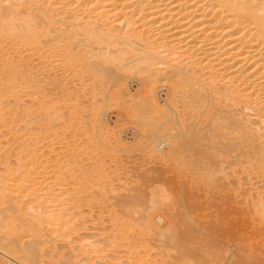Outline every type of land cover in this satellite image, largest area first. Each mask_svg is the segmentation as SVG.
<instances>
[{
  "label": "bare ground",
  "instance_id": "1",
  "mask_svg": "<svg viewBox=\"0 0 264 264\" xmlns=\"http://www.w3.org/2000/svg\"><path fill=\"white\" fill-rule=\"evenodd\" d=\"M160 58L166 59V66H163ZM34 60L37 61L34 63ZM111 62L116 63L117 66L119 64L123 66L122 63L124 62H138L135 64H139L141 68L144 65L142 62L145 63L144 67L154 66L153 68L158 69V74H160L157 77L158 74L154 75L155 72H153L154 77L169 81V85L172 83L171 87H173H168V90L176 89V87L181 88L175 92L182 93V95L193 88L194 90L198 89L193 94H189L188 97L189 99L193 98L194 101L196 100L195 102L200 101L201 96L205 100L209 133L213 134L215 131L218 132L219 130L220 132L222 130L220 132L221 136L226 133L229 134V137L232 135L234 137L233 143H235L233 146H236L238 149V157L236 159H238L239 164L235 162L240 167L239 181L236 179L238 185L236 189H239L240 199L238 201L240 207L238 209L236 264H264V185L260 184L264 176V173H260V170L263 171L262 164L264 163V0H0V148L1 150L5 149L4 152L6 153V156L1 155L4 157L0 160V167L3 166V168H0V209H11L13 212L11 215L5 214V216L7 215L6 219L4 216L2 217L4 220L3 222L1 221V227H5V229H13L15 227H18V229L25 228L26 233H28L27 235L31 236V239L30 237L28 239V245L25 244L26 240L25 243H22L23 245H20L19 242L21 241L18 240L19 238L15 240L10 238L13 239L10 242L8 240L10 236L6 238L7 236L5 237L4 233L3 235L0 234V264H51V260L54 261L52 258L56 257V255L51 257V260H47V258H45L46 261L41 260L36 255L39 252L38 249L32 247L36 239L41 238L39 234L41 222L54 219L56 221L55 224L59 228L64 227V223L69 224L67 220L75 219V216L77 219V216L83 215V212L92 213L93 209H75L74 204H72L74 200L71 198L72 202L69 203L70 197L67 193L65 194V192L70 193L72 189L70 190L71 187L68 189L64 188V184L66 183L65 186L69 185L67 182L70 181L67 175L69 171L64 176V170L66 172L69 168H73V170L77 169L81 171L80 168L76 167L74 169L75 167L73 166L82 168L83 165L79 163L82 158L79 157L80 159L78 160L77 153H74L73 157L71 155V160L68 162L66 155L69 154V150L66 148L67 154L65 153V157L61 152L64 143V134H62L61 128L62 126L65 127L66 124L62 123L65 121H62L65 118L63 115L65 111L64 106L67 109L70 108V110L65 111L66 113L69 111L68 114L71 113L70 111L73 112L75 110L74 105H64V97L66 95L65 93L63 94V90L66 88L63 86L65 85L64 78L66 76L64 77L63 75L72 68L85 67L83 70L89 68L93 74L92 76L100 75L109 78L107 79L108 81L110 80L109 82H111L113 89L111 90V98L117 100L118 98L122 99L124 96L129 97L130 95L131 97V91L127 90L125 84L120 81V78L118 79V71H121L120 69L114 72H110L111 70L104 72V69L102 71L99 70L101 66H110ZM193 62L196 63L193 64ZM197 64L200 67L195 69V66H199ZM121 65L119 66L121 67ZM136 65L132 66V68L139 67ZM68 67L72 68L66 70ZM145 68H142V70H149ZM160 69H163V71L161 72ZM53 71H64L61 75V77L63 76V81L62 79L61 81H57L56 76L58 75L56 74H59V72L54 74V77L52 73L55 72ZM49 72H51V75ZM67 73L69 74L71 71ZM76 73L78 74L77 71ZM51 76L55 79L51 78ZM149 77L151 78V76ZM67 79L66 84L68 83ZM101 79L103 78L101 77ZM51 83L56 84L59 89L51 87L52 90L56 89L59 92L57 94L58 92L54 90L57 92V95H54V97L52 96L54 91L50 92L51 95L48 91L46 92L48 88H45V86ZM99 83H101V80ZM102 85L100 84V86ZM197 86L199 88L195 89ZM152 87H149L148 90L144 89L145 93L140 92L142 94L141 99L143 100V102L140 100V103L149 108L150 111L162 112L163 108L159 105H165L167 108L170 105L168 103L160 104L158 100L159 95ZM96 91H91L93 93L91 97H93ZM64 92L67 93L65 90ZM171 93L173 94V91ZM48 95L53 98H48ZM184 96L181 97L183 98ZM26 97L28 100H26ZM221 97L228 103L230 110H227L226 114L224 112L222 115H219V104L224 102L221 100ZM65 99L67 98L65 97ZM92 104L94 105V103ZM140 106L142 105L140 104ZM194 106L197 108L198 102L197 106L196 103ZM98 115L102 117L101 114ZM97 116L96 118L100 117ZM67 118H70L69 115L65 119ZM65 122H68V119ZM98 122V126L96 124L98 128H96L97 132L94 131L98 133V136L94 133L97 136L94 137L97 138L98 142H102L107 138L104 135L109 134L111 126H109L110 124L105 119H100ZM93 128L89 130L90 133H92ZM196 135L191 136L192 140H195ZM170 138L164 140L161 135H157L155 141L158 140L160 143L158 142L159 145L157 146L153 144L151 150H159L160 152L158 154L156 152V154L158 156L161 155L162 158H164L163 155L167 156L166 159L169 155L173 154L175 156L177 149L179 147L183 148L182 144L184 143L176 138ZM218 138L220 139V136ZM212 139L214 138H210V140ZM98 142L95 145H98ZM100 142L99 144H101ZM186 144L184 145L188 147L189 144L187 142ZM192 144L189 146L191 147ZM225 145L226 149H231L232 147L230 143H227V145L231 146L227 147ZM208 146H210V143ZM74 148L75 146L70 149L74 150ZM213 152L211 155L207 153L213 156ZM8 154L13 155L15 159L10 161L9 158L11 157ZM94 156L91 157L94 159ZM65 158L67 162L64 161L70 165L67 169H64L65 162L63 159ZM204 158L206 159L205 156ZM210 158L207 164L212 160L213 162L211 161L210 163L213 164H209L210 166L214 165L215 162L216 166H219V161H214L215 156L214 158ZM96 159L98 160L97 156L95 161ZM198 161L197 168L200 166ZM204 161L203 159V164ZM231 162L233 161L230 160V165ZM71 163L73 164L72 166ZM10 164L13 165H11L13 168L9 167ZM96 164L99 168L96 166L98 170L95 169L96 173H94L93 167ZM96 164L91 166L92 168L83 169L84 171L87 170V174L85 172L83 177L81 174L80 176H75L86 178L89 173L90 176L93 174L96 177V179L94 177V181H100L101 179L99 180L98 177L102 173L103 163ZM232 165L234 164L232 163ZM185 166H187L188 170H192L196 176L200 177L206 174V170L204 172L202 166L196 169L189 162L185 163ZM180 168L182 169V167ZM83 170L81 172H84ZM79 171H77V174ZM73 172L69 175H72ZM189 174H191L190 171ZM211 175H215V173ZM71 177H74V173ZM64 178H67L68 181L64 182ZM89 178L92 179V177ZM71 179L70 185L73 181L77 183L76 178ZM90 179L80 181L86 184L85 182L89 180L87 186L90 184V188L92 187L91 185L98 184V182L94 183L93 181L90 183ZM103 181L105 182L106 180L103 179L102 183ZM109 182L108 185L111 184ZM106 183L105 186H107ZM73 185L75 186L76 184ZM78 186L80 187L79 189L83 190L82 187L84 186L85 188L86 185L82 186V183H80ZM87 186L86 188H89ZM101 186L104 187V184H98V186L91 188L92 190L93 188L94 190L96 189V192L93 190V193L96 194L95 196L91 195L92 192H90L87 197L84 196L78 199L83 200L85 197L88 199L89 196L92 202H96V207L98 203H106L105 197L108 196L105 191L106 188H102ZM98 188L100 191L97 190ZM79 189L78 191H80ZM75 191L77 192V189ZM75 191L73 190V193ZM73 193L70 196H75L79 192L77 194ZM153 193L150 195V204H148L150 208L146 210L151 212L158 210L163 212L168 211L169 209H164L163 206H168L167 204L170 203H166L169 196L166 198L163 194ZM77 196L75 197L77 198ZM76 198L73 199L77 200ZM129 198L130 200L128 199V201L132 202L136 200L137 196ZM66 199L69 200L66 201ZM86 200L83 201L86 202ZM90 200H87V202L89 203ZM79 202L82 203V201ZM81 203H79V206H81ZM154 205L160 206L163 209L159 207L152 209ZM76 206L79 207L78 205ZM125 207H127L126 210H139L129 209V206ZM43 209H52L53 213H50V211V214H45L47 216L45 217ZM96 211L98 213H94L96 215L93 214L97 218L96 220L102 217V213L108 215V225L106 228L107 231L112 233L111 213L113 209H96ZM46 218L47 220H45ZM147 218L155 219V215H148ZM76 219L75 221L77 222L78 220ZM81 221L83 222L84 220ZM166 222L158 223L159 225H165H160L163 227V230L160 227L162 231L166 230H164V227L168 223ZM79 224L81 225L82 223L79 222ZM168 227L167 230L169 229ZM174 227L171 226L170 228V231L174 234L169 232V230V234L166 231L163 234L169 237V240L175 239L178 244H182L189 234L183 233V235H177L176 229H172ZM100 228L102 229L103 226ZM108 234H105V236L101 234L103 235V238L100 240L101 243L97 239L98 246L97 244L95 245L98 248H92V250L94 249L92 252L94 253L92 254L93 256L88 255V253L90 254V246H93L95 240L93 242L92 239L90 241L87 238L88 240L85 241L81 238V240L79 239L80 241L78 240V244L74 240L76 241V244L74 243V250L76 249L77 252L75 256L70 253H73L72 245L74 244H66L67 246L70 245L68 247L70 252H59L62 257L66 258V261L62 262V264H94V260L104 258L105 256L106 258L110 256L109 260L108 258H104L106 261L108 260L105 263L112 264L115 259L110 255L113 236L112 234ZM170 234L173 237H170ZM163 238L166 237L163 236ZM176 241L173 242L176 244ZM29 243L32 244L30 245ZM99 244H102V246H99ZM51 246L55 247L56 245L52 244ZM32 248L37 249L38 252L33 253L35 249L33 250ZM107 250L110 251L108 255ZM57 251L55 250V254H59ZM104 251L106 254L103 255ZM50 252L51 250H49ZM98 262V264L101 263L100 261Z\"/></svg>",
  "mask_w": 264,
  "mask_h": 264
},
{
  "label": "rangeland",
  "instance_id": "2",
  "mask_svg": "<svg viewBox=\"0 0 264 264\" xmlns=\"http://www.w3.org/2000/svg\"><path fill=\"white\" fill-rule=\"evenodd\" d=\"M136 52H139V51H136ZM160 59L163 62L162 63L163 66H166L165 64L167 63L166 59L165 58H160ZM35 61L37 60H34V63ZM130 63L124 62L122 63L123 66L119 64L121 65L122 67L121 68L119 65L117 66L116 63L111 62L110 66L105 65L99 68V70L101 71L104 69L103 70L104 72L110 71V70H111L110 72L118 71L119 69L121 70V71H118L119 73L118 79L120 78V81H122L125 84V87L127 88V90L131 91L132 95L131 97L130 95L129 97L124 96L122 97V99L118 98L120 101L118 99L114 100L113 98H111V92H112L111 90L113 89L111 87V82H109L110 80L108 81L109 79L108 77L107 79L104 76H100V75L92 76L93 74L91 72V69L89 68L84 69L85 70L84 72L83 68L85 67H82V68L78 67L79 69L72 68V67L71 69L68 67V69L66 70H69V69L71 70L69 71L64 70L66 72L64 73L63 76L64 77L66 76V77L64 78L65 85L62 83L64 85L62 86L67 89V90L64 89L65 91H67V93L64 92L63 90V94L65 93L66 95L65 97L67 98L65 99L64 97V105H67V106L70 104L74 105L75 110L70 106L71 109H73L74 111L73 112L70 111L71 113L68 114L69 111L67 113L65 111H67L68 109L70 110V108L67 109L64 106L65 111L63 112V115L65 118L66 116L69 115L70 118H67L68 122H65L67 119H65L64 117H63L64 118L63 120L61 119L62 121L65 120L64 122L61 121L62 123L64 124L66 123L65 127L62 126L61 128L63 131L62 134H64V136L62 135L64 137L63 149L65 147L64 150L63 149L61 150V152L63 156L65 157V153L67 154V152L65 151L66 148L69 151L70 150L73 151V152L68 151L69 154L66 155L68 162L69 160H71L70 156L72 155L73 157V154L77 153L78 160L80 159L79 157L82 158L81 159L82 162L80 161L79 163H81L83 166L82 168L78 166H73V167H75L74 169H76V167L80 168L81 171L83 169H87L91 166H94V164L96 163L98 164L103 163L102 164L103 167L101 169L102 173H100L101 171L99 170L101 177L100 176H99L100 178L98 177L99 180L101 179L100 180L101 182L98 180L94 181L95 176L93 174H91L90 176L89 173H88V176L92 177V179H90L88 176H87L88 178L87 177L78 178L80 174L83 177L84 173L87 170L86 171L83 170L84 172H81L77 169L73 170V168H69L70 165L66 163L67 162L66 158L63 159V161L64 160L66 161V162L64 161L65 162L64 169L69 168V170H66V172L64 170V176L68 171H69L68 172L69 174L73 171H76V172H73L74 177L76 179L74 177H71L73 173L72 175L67 174L68 179H70V181H68L67 178H64V182H66L67 180L68 181L67 183L69 184V185H66L67 186L66 188L65 186L66 183H65L64 188L68 189L69 187H71L70 190L72 189L71 190L72 193H73V190L75 191L77 189V192L79 193L77 194V192L75 191V193L73 194L79 195L80 193H82L80 194L82 196L79 195L80 197L75 195L77 196L76 198L74 195H71L73 197L70 196V194H72L71 192L70 193L65 192V194L67 193V195H69L70 197V202L69 201L68 202L71 203L72 202L71 198H72V200H74L72 204H74L73 206H75L74 207L75 209H79V208H80L79 210L93 209V211L92 213L89 212L91 213L90 215L88 212H83V215L77 216V219L75 216V219L78 220L77 221L78 223L75 221V219L69 220L70 222L67 220L69 224L64 223L63 225L65 226L59 227V228L57 224H55L56 221L54 219H51L52 221L49 219L48 221H42L40 225L41 228L39 229V234L41 237L39 238L40 241L39 239L38 240L36 239V242L33 241L34 244L32 246V247L37 248L39 252L35 248H32L33 250L35 249V252L32 249L31 250L33 251V253L38 252L36 253V255L40 257L41 260H45V261H46L45 258H47V260H51V257H54L56 255V257L52 258L54 261L51 260V264H54V263L62 264V262L66 261V258L64 256L62 257L60 253L61 252L66 253V251L70 252L68 250V247L71 245V243L74 244L77 241L76 243L78 244L81 238H83L85 241L88 239L89 240L92 239L94 242L95 240L96 243L94 242L93 246L92 245L90 246L91 252L90 254L88 253V255L93 256L92 254L94 253L92 252L95 249V247L98 246L97 239H99V243H101L100 240L101 238H103V235L105 236V234L109 233V234H112L113 236L112 237L113 242L111 244V254L110 255H112V257H114L115 259H114V262L113 260H111L113 262L112 264H236L237 248H238L236 246L238 245V241H237L238 240V236H237L238 229L237 228H238V222H239V219H238L239 210L238 209L240 207V204L238 201L240 199L239 189H236L238 188L236 179L239 178L238 175H240L239 173L240 167L238 165L239 164L238 159H236L238 157L237 155L238 149L236 146H233L235 145V143H233L234 137L232 135H230L229 137V134L227 133H226L227 137H226V134H223L221 136L220 132H222V130H220V132L218 130L219 133L217 131H215L216 133L213 132V134L211 132L209 133V130L207 128L208 116H207V111H206L207 108H206L205 100L202 99L203 97L201 96L200 101H197L198 102V106H197V102H195L196 100L194 101L193 98L189 99L188 97L189 94H193L194 92H196V90L198 91V89H196V88H199L198 86L195 87L196 90H194L193 88L190 91H186L185 93L187 96L186 97L184 96L185 94L182 95V93L175 92L181 89L179 87H176V89L173 88L174 90L170 89L171 91L168 90L169 89L168 87H171L172 83H170L171 85H169L168 84L169 81L168 82L164 81L161 78L157 79V77H159L160 74H158L159 73L158 69L156 70L153 68L154 66L153 67L150 66L151 68L149 66L148 67L145 66L146 68L149 69L147 70L144 67L145 63L142 62V64H144L142 65V68L146 69V70L144 69L142 70L139 64L136 65L138 62L137 63L135 62L136 64L132 62L133 65L132 63L131 64ZM194 63L196 62H193V64ZM135 65L137 67L139 66L138 68L140 70L138 68H134V67L132 68V66H135ZM197 67H200V65L195 66V69H197ZM64 71H57L59 72V74L53 71L55 73H52V74L55 77L54 74L57 73L56 75L58 76L60 75V76H59V79H58V76H56L57 78L56 80L61 81L62 79L63 81V78H62L63 76L61 77V75L63 74L62 72ZM70 71L71 73L68 74L67 72H70ZM76 71L78 72V74L76 73ZM160 71L162 72L163 69L162 70L160 69ZM51 72H49L50 75H51ZM86 72H88L89 74ZM153 72H155L154 75L158 74V76L154 77ZM147 75L151 76V78L150 77L148 78ZM53 76H51V78ZM54 77L53 79H55ZM101 77L103 79H101ZM139 78L140 79L142 78V79L140 80ZM66 79L68 82L67 84H66ZM146 79H149V80H146ZM100 80H101V83H99ZM106 81L108 82L106 83ZM100 84L101 85L103 84V85L100 86ZM55 85L56 84L51 83L50 85L45 86L46 89L48 88L47 90L45 89L46 92L48 91L49 94H51L52 93L51 91L56 90V89H53V90L51 89V87L56 88L57 85L56 86ZM149 87H152V89L153 90L155 89V91L158 93L159 95L158 100L160 101V104L168 103L170 107L167 108L165 105L163 106L159 105L161 108H163L162 109L163 111L157 112L155 110L150 111L149 108H146L142 103H140L141 102L140 100H142L141 93L142 92L145 93L144 89L148 90ZM57 90H59L58 87H57ZM95 90L97 91L95 92L93 97H91V95L93 94L92 92H94ZM56 91H54L55 93L53 92V95L51 94L53 97L54 95L56 96L57 94H59V92L57 91L58 92L57 93ZM172 91H173V94L171 93ZM136 92L138 93L141 92V93L137 94ZM181 96H184L183 97L184 99ZM49 97L50 96L48 95V98ZM53 97H50V99H52ZM89 97L92 99V101ZM221 98H222L221 100L224 101V98L223 97ZM26 100H28L27 97H26ZM24 102H27V101H24ZM68 102L69 104H67ZM224 102L219 104L218 110L219 109L220 110L219 111L217 110L219 113L216 111V113H218L219 115H222L224 112L226 114L227 110H230L228 103L227 102L224 103ZM92 103H94V105ZM195 103H196L197 108L195 106L193 107ZM140 104L142 106H140ZM76 106H78L79 108ZM97 114H101L102 117L98 115L100 116L99 118L102 120L105 119L108 122V124H110L109 126H111L109 128V132H108L109 134L107 133L109 136L105 134L104 137L106 138L107 136V138L105 140L103 138L104 140L102 141L103 143L99 141L101 144H99L97 138H95L98 136L97 135L98 133H96L98 129L97 122L100 120L99 118H96ZM92 118L95 121V122L93 121L94 123L92 122ZM96 119H99V120H96ZM90 125L91 126L93 125V126L91 127ZM91 128H93V131H91L92 133L89 132ZM94 133H96L97 136H95ZM175 134L177 135L175 136ZM88 135L90 138L87 137ZM157 135L159 136L161 135L164 140L171 139L170 137H172V138H176L177 140L181 141L184 144H186V142L189 145L193 143L192 144L193 146L191 145L190 147L188 145L187 147L186 146L187 144L186 145L182 144L183 146L182 145L181 146L183 148L179 147V149H177V152H176L177 154H175V156L172 154V155H169V157L166 159L167 156L165 157V155H163L164 158H162L161 155L160 156L157 155L158 152H160L159 150H156V151H154L153 149L151 150V148H153V144L157 146L160 143L158 140L155 141ZM194 135H196V138L195 140H192L193 139L192 137ZM216 135L217 137H215ZM219 136H220V139L218 138ZM210 138H214V139L210 140ZM96 142H98V145H95L97 144ZM209 143H210V146H208ZM227 143H230L232 145L231 149L229 148L230 150L224 147V145L227 147L231 146V145H227ZM74 146H75L74 150L70 149ZM4 150L0 151V156L1 155L6 156V153L4 152ZM201 151L205 153H202ZM207 152L210 155L213 152L214 155L210 156ZM10 154H8V156L11 157L9 158V160L11 161L15 159V157ZM94 155L97 156L99 161L97 159L95 161L96 156ZM4 156H1L0 160ZM91 156H94V159ZM204 156L206 157V159L204 158ZM210 157L214 158V161L218 160L219 166H216L217 165L216 162L214 163V165L210 166L209 164H213V163H210L212 160L208 162L207 164V161L211 159ZM203 159L205 160L204 164L206 165L203 164ZM92 160L93 162L91 163ZM230 160L233 161L231 162V165H230ZM197 161H198V164H200L199 168L202 166L204 168V172L206 170V174L205 175L203 174L204 176H200V177L196 176L195 174H193L192 170H188L187 166H185V163L189 162V164L193 165L194 168L199 169L197 168ZM235 161L238 162V164ZM72 163H71V166L73 165ZM232 163L234 165H232ZM11 165L12 164H10L9 167L13 168L12 167L13 165L12 166ZM96 166L97 168H99V166L96 164L93 167V171L95 169L98 170ZM179 166L182 167L183 170ZM213 166H216V167H213ZM1 167L3 168V166ZM262 167L264 171V163L262 164ZM77 171H79L78 174H77ZM95 171L94 173H96ZM184 171H187V172H184ZM189 171L191 174H189ZM263 171L260 170V173L262 172L261 174H263L264 173ZM231 172L233 173V175H231L232 174ZM214 173L215 175H211ZM75 175H78V176H75ZM201 177H203L204 179ZM71 178L75 179L77 183L73 181V183H71L70 185V182L72 180ZM87 179L91 180L90 183H92L93 181L94 183L98 182L99 185L104 184V187L102 186L101 187L106 188L105 190L106 194L109 196V198L108 196L105 197L106 203H100L101 205L98 203L96 207L95 205L96 202L95 203L92 202L90 200L91 198L89 199V196H88V199L86 198L87 195L90 194V192H92L91 195L95 196L96 194L93 193L94 188L93 190L91 188L94 186H98V184H95V185L93 184L91 185L92 187L90 188V184L89 186H87L88 185L87 183L89 182V180L88 182H85L86 184L80 181V180L87 181ZM103 179L106 180L107 183L106 181L105 182L103 181L102 183ZM110 180L111 182H109ZM262 180H264V176H263V179H261V183H260L264 185V181L262 183ZM78 181L82 183V186L86 185L89 188H86V186L84 188L83 186L82 187L83 190L79 189L80 187L78 185H80V183ZM108 182L109 184L110 183L111 184L108 185ZM105 183L107 184V186H105ZM73 184H76L77 186L75 185L76 186L75 187ZM78 189L80 191H78ZM157 189H158V192H157ZM70 190H67V191H70ZM97 190L100 191L99 188ZM102 190L104 191V189ZM94 191L96 192V189ZM153 192L159 193V195L163 194V196L165 195L166 198L169 196L167 198L166 203L168 202L170 203L167 204L168 206H163L164 209L165 208L169 209L168 211L163 212V211L158 210V211L151 212V211L146 210L147 208L148 209L150 208L148 207L150 206L148 204H150L149 203L150 195ZM98 193L101 194L102 192H98ZM84 196H86L85 198L87 200L91 201V203L89 201L90 204L87 202L85 198L84 199L82 198V199L86 200L87 203L81 199H78ZM133 196L134 197L137 196L138 198V199L136 198L137 202L136 200L132 202L128 201V199L130 200L129 197H133ZM73 198H76L78 201ZM67 200L69 199H66V201ZM79 201H82V203L83 202L84 203L82 204ZM79 203H81L80 204L81 206H79ZM133 204L137 206H134ZM76 205H78L79 207H77ZM125 206H129L128 207L129 209H139V210H136V211L126 210L127 207ZM157 207L162 208L160 206L154 205L152 209H155V208L157 209ZM110 208L113 209V212L111 213V232L112 233L107 231V228H106V226L108 225L107 224L108 215H105L106 213H102V217H100V219L98 220H96L97 218L93 216V214L97 212L96 209H110ZM43 211H44V215L53 213L52 209H43ZM5 214L11 215L13 214V212L11 211V209L10 210L0 209V219H1L0 220V230L4 229L0 231L1 232L0 234L3 235L4 233L5 234L4 236L5 237L7 236L6 238L10 236L8 238L10 242L13 239L15 240L16 238H19L18 240L21 241L19 242L20 245H23L22 243H25V240H26L25 244L28 245V242H29L28 239L29 237L31 239V236L27 235L28 233H26L25 228L18 229V227H15L13 229L6 228L7 229L6 230L5 227L4 228L1 227V221L3 222L4 220L2 219V217L4 216L5 218L7 216V215L5 216ZM151 214L155 215V219L147 218V216ZM46 215L45 217H47ZM86 215H88L89 217L88 216L86 217ZM92 219L95 221H93ZM45 220H47V218ZM81 220H84V221L82 222ZM101 221L102 223H100ZM163 221L168 222V223L166 222L167 223L166 227H164V230L166 229L165 231L168 234L169 232H172L170 231L171 226L173 227L175 226L172 229H176L175 232L177 235L178 234L183 235V233H185V234H189V236L187 237V239H185V241L182 244L181 243L178 244V242L175 239L174 240L172 239V241L169 240V237L164 235L165 231H162L163 227H161L162 225L165 224V222L164 224H160L161 226L158 224L160 222L163 223ZM79 222H81L82 224L84 223V224L80 225ZM168 224L170 225V227H168L169 226ZM102 226L103 228L101 229L100 227ZM81 227H83L84 229ZM160 227L162 230L160 229ZM167 227L169 228L168 229L169 232L167 230ZM102 230H103V233H102ZM177 232H181V233H177ZM170 235H171L170 237H173L172 234ZM163 236L168 239L163 238ZM10 238H13V239H10ZM162 238L163 240H161ZM173 241H176L177 243L175 244ZM51 243L53 245L55 244L56 248L54 246H51L52 245ZM29 244L31 245L32 243H29ZM66 244L67 245L70 244V245L67 246ZM75 244L72 245L73 248L70 247L72 248V251H73V253L72 252L70 253L71 255H74V256L77 255L76 249L74 250ZM95 244H97V246ZM100 245L102 246V244H99V246ZM93 247L94 249L92 250ZM54 249L56 251L58 250L57 253L60 252L59 253L60 255L55 254L56 252ZM49 250H51L50 253H49ZM108 250L106 251L107 255L108 253H110V251ZM48 254H49V257H48ZM104 254H106L105 251L103 252V255ZM109 257L110 256L107 257L108 260L110 259ZM104 258H106V256ZM104 258H101V259L99 258L100 259L99 260L98 258L96 259L95 257L96 260L93 259L95 262L94 264H96V262L98 264L99 263L98 261H100L101 263L108 262V260L106 261L107 258L106 259Z\"/></svg>",
  "mask_w": 264,
  "mask_h": 264
}]
</instances>
